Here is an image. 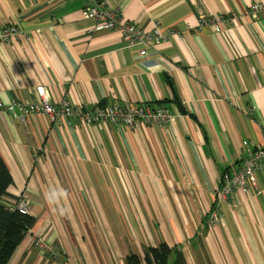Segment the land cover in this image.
Returning a JSON list of instances; mask_svg holds the SVG:
<instances>
[{
	"label": "crops",
	"instance_id": "obj_1",
	"mask_svg": "<svg viewBox=\"0 0 264 264\" xmlns=\"http://www.w3.org/2000/svg\"><path fill=\"white\" fill-rule=\"evenodd\" d=\"M100 3L123 24L175 27L181 39L143 53L127 48L117 29L94 32L84 0H0V29L13 25L27 37L0 44V101H31L42 85L52 103L164 106L173 121L53 125L41 114L22 123L0 111V156L12 178L1 203L11 208L23 197L35 219L8 264H37L33 241L41 237L47 249L61 231L56 245L75 250L79 264H111L110 245L98 251L90 224L75 222L70 232L57 220L101 212L88 208L107 197L134 199L136 213L163 214L161 242L149 247L165 243L186 264H264V165L259 195L234 192L219 225H209L220 177L234 174L243 143L264 147V0ZM253 4L263 6L255 18L246 13ZM201 16L233 20L214 34L199 29Z\"/></svg>",
	"mask_w": 264,
	"mask_h": 264
},
{
	"label": "built area",
	"instance_id": "obj_2",
	"mask_svg": "<svg viewBox=\"0 0 264 264\" xmlns=\"http://www.w3.org/2000/svg\"><path fill=\"white\" fill-rule=\"evenodd\" d=\"M89 6L83 10V17L94 23L93 31L119 30L121 41L127 48L138 47L143 53L153 50L166 43L173 36L181 39V31L174 28L162 29L155 24L150 30L136 28L131 24H123L120 16L104 8L103 4L96 0H84ZM263 11L261 4H253L246 9L247 15L256 17ZM233 18L227 16L220 19L199 17V29L210 28L214 34H220L222 30L232 23ZM27 38L25 33L15 26H4L0 29V44L9 43L16 39ZM0 111L6 113L11 120L25 123L34 114H41L48 118L53 125H58L68 118L80 121L85 125H98L106 123L110 127L122 125L132 128L136 123L168 125L173 121V116L164 106L152 107L139 105L125 108L115 103L101 104L93 107H78L68 101L52 103L42 85L34 89V97L31 101L10 102L0 101ZM264 165V147L252 148L243 143V155L240 165L232 175L222 174L218 191L212 208L209 210V225H219V214L223 204L227 203L234 192H253L259 195L262 191L258 188L256 173L262 170ZM21 215H30L29 201L20 197L14 201L12 207Z\"/></svg>",
	"mask_w": 264,
	"mask_h": 264
},
{
	"label": "rangeland",
	"instance_id": "obj_3",
	"mask_svg": "<svg viewBox=\"0 0 264 264\" xmlns=\"http://www.w3.org/2000/svg\"><path fill=\"white\" fill-rule=\"evenodd\" d=\"M106 124V123H104ZM108 125V124H107ZM257 177V173H256ZM109 193H112L109 191ZM97 207L92 205L88 209L98 210L101 212L83 213V214H58L57 220L65 231L71 232V225L74 227L75 222H83L91 225V237L102 245L98 251L105 249L106 244L110 245L109 261L111 264H122L124 256L127 253H135L143 260L144 252L149 246H155L160 243V239H155L156 233L163 231L164 215L160 213H136L137 207L134 205L135 200L122 197L97 198ZM14 204H12L13 206ZM148 206V205H147ZM148 209H152L148 206ZM31 210V208H30ZM126 210H130L127 212ZM156 227L151 230L147 229ZM61 231L60 236L53 234L50 236L52 243L43 242L41 237L33 241L34 259L37 264H79L76 255L72 257V250L64 245H56L60 239L65 238ZM107 241V242H106ZM37 242V244H36ZM119 242L122 245H119ZM75 240H70V245L74 247ZM43 246V248L40 247ZM61 252L65 258L59 255ZM97 254V253H96ZM73 258V259H72ZM77 260V262H76ZM71 261V263H70Z\"/></svg>",
	"mask_w": 264,
	"mask_h": 264
},
{
	"label": "trees",
	"instance_id": "obj_4",
	"mask_svg": "<svg viewBox=\"0 0 264 264\" xmlns=\"http://www.w3.org/2000/svg\"><path fill=\"white\" fill-rule=\"evenodd\" d=\"M12 178L7 166L0 156V264H8L17 247L35 223L31 215H21L11 208L2 205L1 200L7 197V190ZM165 243L158 247H148L143 260L139 256L130 254L126 257V264H168L169 257L174 254L173 264H186L180 252L174 251Z\"/></svg>",
	"mask_w": 264,
	"mask_h": 264
},
{
	"label": "water",
	"instance_id": "obj_5",
	"mask_svg": "<svg viewBox=\"0 0 264 264\" xmlns=\"http://www.w3.org/2000/svg\"><path fill=\"white\" fill-rule=\"evenodd\" d=\"M97 2H100L101 0H96Z\"/></svg>",
	"mask_w": 264,
	"mask_h": 264
}]
</instances>
